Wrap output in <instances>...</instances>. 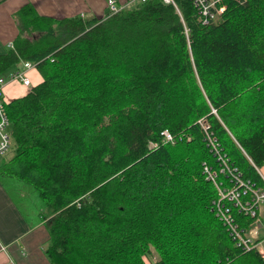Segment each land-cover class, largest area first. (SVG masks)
<instances>
[{
    "label": "trees",
    "instance_id": "16d2710c",
    "mask_svg": "<svg viewBox=\"0 0 264 264\" xmlns=\"http://www.w3.org/2000/svg\"><path fill=\"white\" fill-rule=\"evenodd\" d=\"M175 3L91 21L15 13L0 77L29 60L43 82L6 104L14 155L0 176L33 188L50 264H264L220 219L204 169L232 185L211 136L244 182L264 185V0H223L206 25L191 0ZM233 218L243 232L254 221Z\"/></svg>",
    "mask_w": 264,
    "mask_h": 264
},
{
    "label": "crops",
    "instance_id": "0c3cea01",
    "mask_svg": "<svg viewBox=\"0 0 264 264\" xmlns=\"http://www.w3.org/2000/svg\"><path fill=\"white\" fill-rule=\"evenodd\" d=\"M106 1L0 0V55L6 54L10 49H15V42L20 35L15 13L22 7L31 5L37 14L42 17L56 19L79 17L84 21H91L104 19L108 15ZM117 1L120 5L131 6L137 0ZM25 62L32 61L21 60L18 65L13 66L3 75L6 104L24 97L32 88L43 82L38 67H34L27 72V76L31 80V86L10 79L12 74L24 69ZM258 172L264 183V164L258 169ZM30 198V193L25 192L23 184L19 180L3 179L0 176V264H50L45 254V247L50 235L46 222L41 219L39 211L35 208L33 210V207L30 206ZM23 201L27 203L32 211L21 206ZM260 216L262 228L258 239L264 240V204L261 207ZM262 245L264 249V242Z\"/></svg>",
    "mask_w": 264,
    "mask_h": 264
},
{
    "label": "built area",
    "instance_id": "2783aa9c",
    "mask_svg": "<svg viewBox=\"0 0 264 264\" xmlns=\"http://www.w3.org/2000/svg\"><path fill=\"white\" fill-rule=\"evenodd\" d=\"M142 2L146 0H140ZM194 6L199 12V20L202 24L206 25L215 21L224 11L223 0H191ZM239 1V0H236ZM166 4H172L176 6L175 0H164ZM109 16L114 15L122 11L125 7L124 5L118 4L117 0H107L106 1ZM37 67L36 63L25 62L24 69L17 71L10 76V79L17 80L26 86H31V80L27 76V72ZM4 85L5 79L0 77V159L11 149L13 140L10 128V120L6 111V102L4 100ZM204 125L203 120L199 121ZM206 129L207 126H204ZM165 143H175L176 139L172 134L165 130L162 132ZM210 140L209 144L214 152L219 163L220 171L227 173L232 177V185H223L221 182L216 180L217 173L210 166L204 165L205 172L208 177L212 179L217 187L219 197L216 201V209L220 219L230 228L232 234L234 233L235 239L237 238V245L243 246L247 250L258 249L264 256L263 242L264 240H259V232L262 228L260 220V210L264 204V186H254L250 183L244 182L240 178V174L236 167L229 163L225 154L221 151L218 142L211 136H208ZM156 144H152V147ZM249 193V199H244L243 195ZM249 214L254 217L253 223H251L250 228L247 231L241 230L240 225L235 222L233 218L234 210Z\"/></svg>",
    "mask_w": 264,
    "mask_h": 264
},
{
    "label": "rangeland",
    "instance_id": "374dc122",
    "mask_svg": "<svg viewBox=\"0 0 264 264\" xmlns=\"http://www.w3.org/2000/svg\"><path fill=\"white\" fill-rule=\"evenodd\" d=\"M13 150L12 149H10L1 159H0V165L3 163V162H5V161H8V159H10L12 156H13ZM24 189H25V192H29L31 195L32 194H35V192H34V190H33V188L31 187V186H28V185H26V186H24L23 187ZM19 201V200H18ZM21 204V203H20ZM21 206H23L25 209H27V210H29V211H32L30 208H29V206L27 205V203L25 202V201H23L22 202V204H21ZM159 260V256L155 253V252H153L152 253V255H151V257H150V259H149V261H151V262H153V263H155V262H157Z\"/></svg>",
    "mask_w": 264,
    "mask_h": 264
},
{
    "label": "bare ground",
    "instance_id": "6f19581e",
    "mask_svg": "<svg viewBox=\"0 0 264 264\" xmlns=\"http://www.w3.org/2000/svg\"><path fill=\"white\" fill-rule=\"evenodd\" d=\"M240 1V0H239ZM237 167V166H236ZM241 222V221H240Z\"/></svg>",
    "mask_w": 264,
    "mask_h": 264
}]
</instances>
